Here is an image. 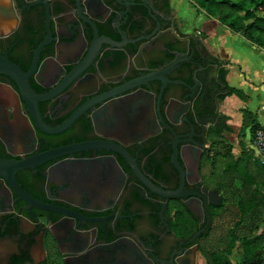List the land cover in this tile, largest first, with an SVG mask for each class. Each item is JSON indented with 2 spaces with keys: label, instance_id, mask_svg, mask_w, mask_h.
<instances>
[{
  "label": "flooded vegetation",
  "instance_id": "flooded-vegetation-1",
  "mask_svg": "<svg viewBox=\"0 0 264 264\" xmlns=\"http://www.w3.org/2000/svg\"><path fill=\"white\" fill-rule=\"evenodd\" d=\"M47 38L29 78L51 92L42 120L79 114L56 133L32 126L0 74V156L97 144L17 169L18 189L0 175V264H207L222 199L205 169L231 124L203 37L180 29L169 0H0V53L27 70Z\"/></svg>",
  "mask_w": 264,
  "mask_h": 264
},
{
  "label": "trees",
  "instance_id": "trees-1",
  "mask_svg": "<svg viewBox=\"0 0 264 264\" xmlns=\"http://www.w3.org/2000/svg\"><path fill=\"white\" fill-rule=\"evenodd\" d=\"M195 1L209 13L216 15L224 25L264 47V0ZM214 59L220 65L222 76L225 78L227 69L219 59ZM232 92L242 99L246 98L240 88L228 86V93ZM241 111L240 131L244 134L248 129L253 140L255 131L258 128L264 129V126L257 121L256 114L248 107L242 108ZM228 129L230 130L229 126ZM240 143L242 152L233 157L230 144H225L223 139L217 140L216 156L210 161L211 164L214 163L211 184L222 196V201L211 210L212 227L209 238L201 245L207 264H232L229 257L237 241L243 246L245 261H250L254 258L251 245L264 241V193L259 180L264 175V161L259 157L252 160L248 149L244 148L245 142L241 140ZM223 155L228 159L220 170L217 161ZM252 162L255 164V171L250 168ZM239 179L240 182L237 183ZM261 184L264 185V181ZM231 191L236 194L234 202L231 201ZM224 219L229 222L225 229L221 224ZM258 229L260 231L256 233Z\"/></svg>",
  "mask_w": 264,
  "mask_h": 264
},
{
  "label": "crops",
  "instance_id": "crops-1",
  "mask_svg": "<svg viewBox=\"0 0 264 264\" xmlns=\"http://www.w3.org/2000/svg\"><path fill=\"white\" fill-rule=\"evenodd\" d=\"M219 24V32H216L218 27H212L208 35L203 37V41L208 51L227 69V85L238 87L246 94V98L242 99L234 92L228 93L222 103L223 109L228 116L234 114L233 102L238 108L236 112H239V119L237 120L235 112V118H231L229 122L241 125V109L248 107L256 114L257 121L264 126V100L260 99L262 90L259 88L261 84L264 85V47L223 23ZM4 89L11 90L9 86L0 83V90ZM246 130L249 138V130Z\"/></svg>",
  "mask_w": 264,
  "mask_h": 264
},
{
  "label": "water",
  "instance_id": "water-1",
  "mask_svg": "<svg viewBox=\"0 0 264 264\" xmlns=\"http://www.w3.org/2000/svg\"><path fill=\"white\" fill-rule=\"evenodd\" d=\"M49 22H50V17L49 14L47 13L45 28L48 34H50ZM103 40L110 41L108 38H103ZM48 41L49 38L45 39L38 45V47L35 50V55L32 64L27 70H24L22 67H20V65L9 59L6 54L0 53V74H4L8 76L14 82L15 87H11V88L14 89V91L16 92L18 99L19 100L22 99L26 105L25 110H22L20 108V112L23 114L25 118L31 121V125L32 126L34 125L45 132L56 133L65 129L68 125H70V123L78 116L79 111L78 110L73 111L69 117L64 119L60 124L53 127L48 126L42 120V115L38 102L49 98L51 92L36 91L31 85L29 78L35 69L38 51L41 49L42 45ZM157 76H158L157 73L154 72L147 73L144 76L129 81L119 89L136 85L138 83L146 81L147 79L156 78ZM96 144L97 143L95 142L85 141V142H76L66 145H58L55 147H50L43 151H36L32 155L21 159L0 156V175L3 176L10 185L18 189L17 181L14 176V172L17 169H20L22 167L33 166L35 164H39L40 162L46 159L54 158L62 154H70L73 151H76L78 148L85 146L92 147ZM100 146L112 148L113 150L119 152L121 155L125 156L128 160H130L128 154H126L122 150V148L116 143L100 144ZM133 167L135 168L134 165ZM169 193L175 194V191H170ZM209 195H210V201L213 203H217L222 199V196L218 195L216 189H211L209 191Z\"/></svg>",
  "mask_w": 264,
  "mask_h": 264
},
{
  "label": "rangeland",
  "instance_id": "rangeland-1",
  "mask_svg": "<svg viewBox=\"0 0 264 264\" xmlns=\"http://www.w3.org/2000/svg\"><path fill=\"white\" fill-rule=\"evenodd\" d=\"M171 9L173 13L175 14V17L177 19L178 25L180 29L190 32V33H199L202 37L207 36L208 32L211 31L212 27H218L216 28V32H219V29H221V26L219 24V19L216 15H213L209 13L205 8L200 6L195 0H169ZM240 34H242L240 32ZM221 42V41H219ZM228 50V49H227ZM224 67V66H223ZM222 67V68H223ZM259 88L262 90L260 99L264 100V85L261 84ZM232 107H234V114L229 115V120L232 118H235V112L238 109L235 104L232 102ZM237 120L239 119V112H236ZM229 126L230 130L227 131V133L223 137V142L225 144H230L231 146V153L233 157L239 156L242 152V146H241V140L245 142V149H248L249 154H251V159H255V157H259L256 153L255 148L253 147V140L249 133V138L247 137V130H245L244 134L240 131V125L239 123H230ZM225 149V148H224ZM261 158V157H259ZM227 157L223 155L218 159L217 166L220 170L224 167L227 161ZM212 165L214 163H210L207 165V168L205 169V174L207 178L209 179L210 183L213 182L212 179ZM250 168L255 171V164H251ZM261 189L264 193V185L261 184L264 181V175L259 178ZM237 183L240 182V179L236 181ZM231 196H233V199L231 200L234 202L236 200L235 192L231 191ZM230 201V200H227ZM221 224L223 228L225 229L229 222H227L225 219L221 221ZM260 231V229L256 230L257 233ZM218 233V231H216ZM251 254H253V259H256L255 262L245 263V257H244V250L243 246L241 245L240 241H237L235 246L232 249V253L230 254V260L232 264H264V241L261 243H253L251 245Z\"/></svg>",
  "mask_w": 264,
  "mask_h": 264
},
{
  "label": "built area",
  "instance_id": "built-area-1",
  "mask_svg": "<svg viewBox=\"0 0 264 264\" xmlns=\"http://www.w3.org/2000/svg\"><path fill=\"white\" fill-rule=\"evenodd\" d=\"M253 147L256 150V153L264 161V129L258 128L255 131L253 138Z\"/></svg>",
  "mask_w": 264,
  "mask_h": 264
}]
</instances>
